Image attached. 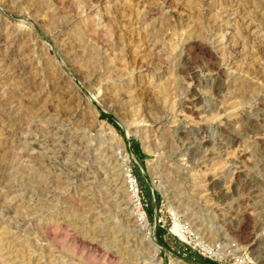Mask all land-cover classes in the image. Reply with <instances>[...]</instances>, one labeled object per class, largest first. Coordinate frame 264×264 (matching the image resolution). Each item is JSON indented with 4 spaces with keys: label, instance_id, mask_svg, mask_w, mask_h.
Here are the masks:
<instances>
[{
    "label": "rangeland",
    "instance_id": "1",
    "mask_svg": "<svg viewBox=\"0 0 264 264\" xmlns=\"http://www.w3.org/2000/svg\"><path fill=\"white\" fill-rule=\"evenodd\" d=\"M263 145L264 0H0V264H264Z\"/></svg>",
    "mask_w": 264,
    "mask_h": 264
},
{
    "label": "bare ground",
    "instance_id": "2",
    "mask_svg": "<svg viewBox=\"0 0 264 264\" xmlns=\"http://www.w3.org/2000/svg\"><path fill=\"white\" fill-rule=\"evenodd\" d=\"M41 3V2H40ZM259 6V5H258ZM155 31V30H154ZM27 37V36H26ZM104 45V44H103ZM200 45V44H199ZM212 56V55H211ZM210 56V57H211ZM214 56V55H213ZM213 59V58H212ZM211 61V60H210ZM216 61V60H215ZM212 63V64H211ZM215 63H217V62H215ZM213 61H211L210 62V66H213ZM94 65H95V63H94ZM217 65V64H216ZM90 67V66H89ZM212 69V68H211ZM22 70V69H21ZM58 80V79H57ZM242 86V85H241ZM240 86V87H241ZM216 87V86H215ZM222 86H221V84L220 83H217V88H216V92L218 93L219 91H221L222 90ZM245 88V87H244ZM245 90V89H244ZM120 97V96H119ZM187 109H188V107H187ZM189 109H191L190 107H189ZM193 109V108H192ZM194 112V111H193ZM220 114H221V112H218V113H216V116L219 118V116H220ZM219 115V116H218ZM216 116L214 117V118H216ZM221 117V116H220ZM249 119V118H248ZM101 125V127L103 126L102 124H99V126ZM98 126V125H97ZM246 126V125H245ZM257 125L256 124H254L253 122H251V125H250V127H246L249 131H253L255 128H257L256 127ZM103 128V127H102ZM107 128V127H106ZM226 131V130H225ZM58 133V132H57ZM227 133V132H226ZM165 135V134H164ZM181 135H183V136H185L186 134L183 132ZM232 136V135H231ZM236 136V135H235ZM235 136H233L232 137V139L233 140H235V141H238L239 139H238V137H235ZM168 139V141H169V138H167ZM72 140V139H71ZM173 141V140H172ZM262 142V141H261ZM75 143V142H74ZM170 143V142H169ZM173 143V142H172ZM261 144H263V142L261 143ZM173 146V145H172ZM264 146V145H263ZM103 159V158H102ZM110 159V158H109ZM113 161V160H112ZM114 164H115V162H113ZM111 165H113V164H111ZM116 165V164H115ZM119 165L121 166L120 168H118L119 170H118V172L116 173L117 174V176L118 175H120L121 176V174H122V176H121V180H122V183H123V185H125L127 188H125V189H123V190H125V193H128L129 194V198H128V200H126L127 202H126V204L129 206V204L132 202V200H133V198H134V196H135V193L133 192V189H131L130 190V187H133V181H132V179L129 177V173H128V164L125 162V161H122V162H119ZM109 166V165H108ZM78 168V167H77ZM165 169H166V167H165ZM130 170V169H129ZM72 171V170H71ZM120 171V172H119ZM58 176V175H57ZM93 177V176H92ZM101 178V177H100ZM105 178V177H104ZM118 178H119V176H118ZM118 178H117V180H118ZM61 179V178H60ZM120 179V178H119ZM2 180V179H1ZM72 180V179H71ZM47 181V180H46ZM1 182V181H0ZM74 182V181H73ZM91 183V182H90ZM115 183V182H114ZM247 185V184H246ZM91 186V185H90ZM88 188V187H87ZM129 189V190H128ZM86 190V189H85ZM109 190V189H108ZM122 190V189H121ZM121 190H119V191H121ZM122 190V191H123ZM114 192H116V191H114ZM116 193H118V191L116 192ZM123 193V192H122ZM90 194H92V193H90ZM90 194H87V195H89L90 196ZM118 194H120V192L118 193ZM223 195V194H222ZM58 196V195H57ZM88 196V197H89ZM113 196V195H112ZM113 197H115V196H113ZM122 198H123V196H121ZM112 198V197H111ZM84 199V198H83ZM115 199H116V197H115ZM123 200V199H122ZM121 200V201H122ZM124 200V201H125ZM83 201V200H82ZM116 201H117V199H116ZM119 201V200H118ZM91 202V201H90ZM89 202V203H90ZM102 202V201H101ZM119 203H120V201H119ZM122 203H123V201H122ZM92 205H93V203H91ZM110 204V203H109ZM118 204V203H117ZM125 204V205H126ZM131 204H133V203H131ZM243 204V203H242ZM121 205V204H120ZM127 205L125 206V207H127ZM117 206V205H116ZM122 207V206H121ZM246 207V206H245ZM249 207V206H248ZM255 207V206H254ZM245 209V208H244ZM121 210V209H120ZM124 210H126V209H124ZM253 211V210H252ZM242 212V211H241ZM249 211H247L246 209L244 210V212H242L243 214V216H244V218H246V220L244 221V218H243V226H242V228H241V232H242V235L244 236V239L245 240H247V241H252L253 240V231H252V229H253V225H251L252 224V222L254 221L253 220V218H251L250 217V214L248 213ZM121 214V213H120ZM128 215V214H127ZM130 216V215H129ZM127 218H128V216H126ZM132 217V216H131ZM117 218V217H116ZM131 220V219H130ZM125 221V220H124ZM129 221V220H128ZM242 222V221H241ZM184 225V224H183ZM181 223L179 224V223H177V225H176V227H175V230L178 232V233H180V234H182V232H183V230H184V226H183ZM254 225H256V224H254ZM251 226H252V229H251ZM240 227V226H239ZM264 227V226H263ZM232 228V227H231ZM239 229V228H238ZM254 229H256V228H254ZM253 229V230H254ZM234 230V229H233ZM57 231V230H56ZM58 235V234H57ZM54 237V236H53ZM210 237H212V236H210ZM55 238H56V236H55ZM61 239V238H60ZM243 239V240H244ZM65 242V241H64ZM153 242V241H152ZM67 244V243H66ZM122 244V243H121ZM150 245H151V243H149ZM251 245V244H250ZM124 246V245H123ZM126 246V245H125ZM153 248H152V250L155 252V254L159 251V245L154 241L153 242V244L151 245ZM150 246V247H151ZM131 247V246H130ZM127 249V248H126ZM131 250V249H130ZM155 254H153V255H155ZM177 264H184V263H182V262H179V261H177Z\"/></svg>",
    "mask_w": 264,
    "mask_h": 264
},
{
    "label": "trees",
    "instance_id": "3",
    "mask_svg": "<svg viewBox=\"0 0 264 264\" xmlns=\"http://www.w3.org/2000/svg\"><path fill=\"white\" fill-rule=\"evenodd\" d=\"M134 174H135V177L137 178L141 188H146V194L148 195L149 199H151L152 195H151V189L150 187L148 186L147 182H146V179L144 178V176L140 173V171L136 168L134 169ZM143 192V190H142ZM197 259L200 258V255L196 257Z\"/></svg>",
    "mask_w": 264,
    "mask_h": 264
}]
</instances>
